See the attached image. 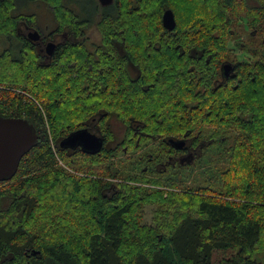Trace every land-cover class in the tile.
I'll list each match as a JSON object with an SVG mask.
<instances>
[{
  "label": "trees",
  "instance_id": "trees-1",
  "mask_svg": "<svg viewBox=\"0 0 264 264\" xmlns=\"http://www.w3.org/2000/svg\"><path fill=\"white\" fill-rule=\"evenodd\" d=\"M23 1L45 4L53 33L74 36L51 61L22 30L38 26ZM257 1L116 0L99 8L0 0V115L28 119L39 135L15 175L0 182V264H214L220 253L228 255L222 264H264V1ZM167 8L174 31L163 27ZM242 15L258 25L246 42L233 29ZM95 22L102 42L91 50L83 24ZM231 39L249 58L237 59ZM180 42L195 45L198 58L180 54ZM113 118L124 125L121 139ZM84 128L105 139L100 152L61 146ZM226 144L219 189L167 185L149 173L153 165L158 174L192 166Z\"/></svg>",
  "mask_w": 264,
  "mask_h": 264
},
{
  "label": "rangeland",
  "instance_id": "rangeland-1",
  "mask_svg": "<svg viewBox=\"0 0 264 264\" xmlns=\"http://www.w3.org/2000/svg\"><path fill=\"white\" fill-rule=\"evenodd\" d=\"M264 1V0H263ZM20 2L22 6L21 10L26 12H33L36 13V17L38 19V25L41 30H52L54 27L52 15L50 14L49 8L46 7L45 4L34 2L32 3H24ZM71 5H74L73 2H69ZM243 14V13H242ZM94 18V21H96L99 16L98 14H95L92 16ZM94 24V23H93ZM261 25H264V21L261 23ZM36 27V26H33ZM89 33L91 34L92 41L99 42V32L98 30L92 25L90 27ZM233 29L235 31V34L240 37L242 40L243 38L246 39V41H250V32L253 30V35L255 36V31L258 29L257 27L252 25L251 20L248 21V18L242 15L240 19L235 23L233 26ZM261 29V26L259 27ZM258 31H256L257 33ZM262 31H260V35H257L256 43H258L262 37ZM240 34V35H239ZM236 41H233L231 39L230 41V49L232 53H234L237 57V59H240L244 61V59L249 58V55L246 54L239 46L235 44ZM250 44V43H249ZM3 42H0V50L3 48ZM113 129L115 130V133L119 139H121L124 135V125L116 118H113L111 120ZM227 143V142H226ZM152 147V146H150ZM149 147V148H150ZM155 147V146H154ZM153 147V148H154ZM228 147V148H227ZM148 148V149H149ZM156 148V147H155ZM227 148V149H226ZM148 149H144L148 150ZM228 144L225 145V148L223 149H209L207 154L204 155L203 159L196 161L195 164L188 167H176L171 169L169 172H166L165 174H158L155 169V165L152 166V172H149L151 176L155 177H161L167 185H170L172 182L181 183L182 187H192V188H198V187H216L219 189L222 186V179L221 174L222 171L226 169L229 157H230V151H229ZM134 157H137L140 155V153H135ZM146 161H143L140 164V169L145 167ZM155 209L154 205H149L146 207L145 211V220L144 223L151 224L152 223V217H153V211ZM228 255L225 254H217L215 258L214 264H222L224 261H222L223 257H226Z\"/></svg>",
  "mask_w": 264,
  "mask_h": 264
},
{
  "label": "water",
  "instance_id": "water-1",
  "mask_svg": "<svg viewBox=\"0 0 264 264\" xmlns=\"http://www.w3.org/2000/svg\"><path fill=\"white\" fill-rule=\"evenodd\" d=\"M109 4L113 0H101ZM164 25L168 30L173 31L177 27V20L172 9H167L163 16ZM33 40L40 37L38 30L29 33ZM54 44H50L48 52L54 51ZM232 65H224L226 76L230 74ZM39 138L34 126L24 117H4L0 115V182L12 178L17 172L20 162L25 154L36 144ZM174 141V140H173ZM176 148H183V140L174 141ZM105 139L87 128L71 133L61 142L62 147L77 148L83 151L96 154L102 150Z\"/></svg>",
  "mask_w": 264,
  "mask_h": 264
},
{
  "label": "flooded vegetation",
  "instance_id": "flooded-vegetation-1",
  "mask_svg": "<svg viewBox=\"0 0 264 264\" xmlns=\"http://www.w3.org/2000/svg\"><path fill=\"white\" fill-rule=\"evenodd\" d=\"M83 1L87 5L91 1L94 4V6L97 5L99 8H108V7L112 6L113 4H115V2H116V0H113V2H111L109 4H104V3L101 2V0H90V1H88V3H87V0H83ZM130 1H131L132 4L135 3V0H130ZM246 1L248 2V5L249 6H252V5L258 6V5H260L259 1H257V0H246ZM167 9H169V8H167ZM165 11H164V13H165ZM164 13H163V16H164ZM96 14H98V13L96 12ZM162 23H163V27H165L164 21H163V17H162ZM92 25H94V27L99 32V28L97 27L96 22L94 24L93 23H90V26L89 27H88V24H85L84 23L83 26H84L85 36L82 37L83 39L81 41H83L91 50H96L97 46L100 45L101 42H102V36H101V33L99 32L100 33L99 34V37H98L99 38V42L92 41L91 34L89 33V31L91 29L90 27H92ZM22 30L24 31L25 35L31 40V42H33L36 45L37 50H38V53H40V55H41V58L42 59L44 58V59L49 60V61L52 60V57L55 54L58 46H60L64 42H66L68 39H71L72 37H74L73 35H70V34H54L53 33V30H48V31L41 30L40 27H39V25L36 26V27H33V26L32 27L24 26L22 28ZM35 30H38L39 31L40 37L37 38V39H35V40H33V39H31L29 37V33L34 32ZM254 34L256 35V31H255ZM162 35H163V37H166L164 34H162ZM163 37L160 36V38H163ZM178 37H179L180 40H182V38H183L181 35L178 36ZM233 41H235V40H233ZM242 41L246 42V39L243 38ZM114 43H115V46L118 47V43H117L116 40L114 41ZM50 44H54L55 45L54 51H53L52 54H50L48 52V47H49ZM178 48H179L180 54H185V55H188V56H191V57H195L196 59L198 58L199 52H198L197 47L195 45H193L191 47H188L187 45H184L182 42H180V44L178 45ZM121 54L124 55V52L122 51ZM114 55L115 54L112 55V53H111V56H114ZM130 63L131 62H129V64H128V68L129 69L132 68L131 71H132V74L134 75V73H135V70H133L134 65H133V63H131V64ZM229 64H231V63H229ZM193 68L194 67L192 66V69ZM232 71H233V67H232L231 72ZM186 155H187V153L184 154V156H186ZM182 156L183 155L181 154V155H179L177 157V161L180 162V163H183L185 161V159H186V158H183Z\"/></svg>",
  "mask_w": 264,
  "mask_h": 264
}]
</instances>
